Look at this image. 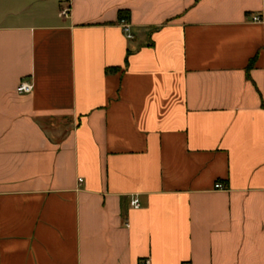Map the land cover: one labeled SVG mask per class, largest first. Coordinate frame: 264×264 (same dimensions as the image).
I'll use <instances>...</instances> for the list:
<instances>
[{"label": "crops", "instance_id": "0c3cea01", "mask_svg": "<svg viewBox=\"0 0 264 264\" xmlns=\"http://www.w3.org/2000/svg\"><path fill=\"white\" fill-rule=\"evenodd\" d=\"M145 259L264 264V0H0V264Z\"/></svg>", "mask_w": 264, "mask_h": 264}, {"label": "built area", "instance_id": "2783aa9c", "mask_svg": "<svg viewBox=\"0 0 264 264\" xmlns=\"http://www.w3.org/2000/svg\"><path fill=\"white\" fill-rule=\"evenodd\" d=\"M121 20V25H122V28H123V33L126 34V36L129 38V39H132L134 38V35L131 33V24L129 22V19L127 18H124V19H120ZM253 21H262V18L260 16H255L253 18ZM34 90V85L33 83L29 80V79H23L19 86H18V93L19 94H30L32 93ZM81 181H83L82 179H80ZM216 187L218 188H222V184L221 183H218L216 185ZM131 205L132 207L134 208H139L140 207V201L137 197H134L132 200H131ZM140 264H150L149 260H143Z\"/></svg>", "mask_w": 264, "mask_h": 264}, {"label": "trees", "instance_id": "16d2710c", "mask_svg": "<svg viewBox=\"0 0 264 264\" xmlns=\"http://www.w3.org/2000/svg\"><path fill=\"white\" fill-rule=\"evenodd\" d=\"M119 18L120 19L128 18V12L125 11V10L124 11H121L120 14H119ZM252 66H253V61L250 63L249 68H251Z\"/></svg>", "mask_w": 264, "mask_h": 264}]
</instances>
